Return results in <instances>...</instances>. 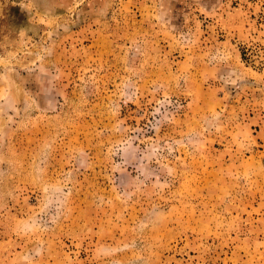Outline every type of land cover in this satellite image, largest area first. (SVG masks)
Here are the masks:
<instances>
[{"label": "rangeland", "instance_id": "obj_1", "mask_svg": "<svg viewBox=\"0 0 264 264\" xmlns=\"http://www.w3.org/2000/svg\"><path fill=\"white\" fill-rule=\"evenodd\" d=\"M0 264H264V0H0Z\"/></svg>", "mask_w": 264, "mask_h": 264}]
</instances>
